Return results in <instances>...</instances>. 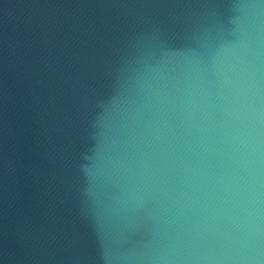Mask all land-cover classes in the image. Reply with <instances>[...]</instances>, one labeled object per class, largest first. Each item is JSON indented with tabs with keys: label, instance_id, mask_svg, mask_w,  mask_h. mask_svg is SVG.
Returning <instances> with one entry per match:
<instances>
[{
	"label": "water",
	"instance_id": "water-1",
	"mask_svg": "<svg viewBox=\"0 0 264 264\" xmlns=\"http://www.w3.org/2000/svg\"><path fill=\"white\" fill-rule=\"evenodd\" d=\"M0 264H264V0H0Z\"/></svg>",
	"mask_w": 264,
	"mask_h": 264
}]
</instances>
